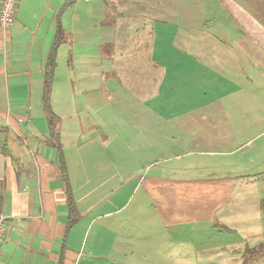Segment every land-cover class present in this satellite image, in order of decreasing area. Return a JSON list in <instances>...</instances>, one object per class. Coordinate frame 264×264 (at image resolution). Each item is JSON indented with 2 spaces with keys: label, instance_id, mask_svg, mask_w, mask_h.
<instances>
[{
  "label": "crops",
  "instance_id": "obj_1",
  "mask_svg": "<svg viewBox=\"0 0 264 264\" xmlns=\"http://www.w3.org/2000/svg\"><path fill=\"white\" fill-rule=\"evenodd\" d=\"M221 9L233 33H208L224 19L186 14L156 51L168 20L152 18L155 6L18 0L0 26V264H183L194 248L185 227L239 234L225 221L231 178L209 176L204 157L231 152L198 147L235 112L246 117L250 101L235 97L264 74V0ZM200 81L220 92L208 97ZM217 138L224 147L230 135ZM183 143L193 150L175 152Z\"/></svg>",
  "mask_w": 264,
  "mask_h": 264
},
{
  "label": "rangeland",
  "instance_id": "obj_2",
  "mask_svg": "<svg viewBox=\"0 0 264 264\" xmlns=\"http://www.w3.org/2000/svg\"><path fill=\"white\" fill-rule=\"evenodd\" d=\"M93 2H104L109 4V13L115 11L119 5L128 2L132 10H137L144 14V9L148 10L155 6V13L152 18L162 16L168 22H161L163 29H166L168 37L163 35L157 38L155 50L160 47H171L174 38L172 34H177L180 28L179 20L183 19L186 14H192L196 20L201 21L200 24L208 23L211 15L219 20L230 22L229 17L221 9L224 0H90ZM236 3L240 0H234ZM212 7L218 10L216 14H211ZM113 8V10H111ZM162 8V10H160ZM154 12V10H151ZM210 23V22H209ZM226 22L215 23L207 27L208 33L220 35H229L230 32L236 31L237 26ZM234 24L236 22H233ZM195 29L203 30L200 25L195 24ZM215 29V32L212 31ZM154 45L152 46V54L154 53ZM174 50V49H170ZM157 56V55H156ZM159 56V54H158ZM160 57V56H159ZM139 61H137L138 64ZM252 66H246L249 69ZM263 70L262 68H259ZM250 70V69H249ZM239 76V75H238ZM255 86L244 89L248 93L235 97L240 101H250L246 106L243 114L244 118L236 119L238 113H234L231 122H225L222 127H216L212 132L217 135L224 132L226 136L225 143L221 145V139L217 137L210 145L198 147L199 150L211 149L219 151V148H226L231 152L228 156L210 155L204 156L211 162L208 173L209 176L225 175L231 178V193L229 195L230 203L225 206V213H229L230 219H225L230 227L238 228L239 234H233L223 228H216L211 223L195 222L190 225L191 228L185 227L183 237H191L193 249H184L183 264H264V74L258 71ZM218 78V77H217ZM222 83V82H221ZM198 91L206 89L208 97H214L215 93L220 92L218 83L212 82L206 84L200 81ZM210 86V87H209ZM223 86V83H222ZM223 90V87H220ZM257 94L258 98L254 99L250 93ZM245 110V109H244ZM218 124V123H217ZM184 129L191 127L188 123H184ZM219 125V124H218ZM173 133V132H169ZM178 135V141H184L187 137L184 133L174 131ZM194 147L188 143L178 144L175 152L185 153L193 150ZM195 150V149H194ZM197 151V150H195ZM183 159L191 156L181 155ZM203 157V156H202ZM176 159L169 163H174ZM180 162V159L177 161ZM207 171V170H206ZM202 172L199 173L202 176ZM225 188V186H224ZM190 229V230H189ZM240 236L245 237L243 243L239 241ZM231 244V246L229 245ZM246 246L253 248L251 256H244ZM248 253V255H250ZM246 258V259H245Z\"/></svg>",
  "mask_w": 264,
  "mask_h": 264
},
{
  "label": "built area",
  "instance_id": "obj_3",
  "mask_svg": "<svg viewBox=\"0 0 264 264\" xmlns=\"http://www.w3.org/2000/svg\"><path fill=\"white\" fill-rule=\"evenodd\" d=\"M18 0H2L0 4V26L2 29L7 30L13 20L16 11ZM1 52L5 51V46L0 47ZM7 228V216L0 214V255L2 251V243L5 237Z\"/></svg>",
  "mask_w": 264,
  "mask_h": 264
},
{
  "label": "trees",
  "instance_id": "obj_4",
  "mask_svg": "<svg viewBox=\"0 0 264 264\" xmlns=\"http://www.w3.org/2000/svg\"><path fill=\"white\" fill-rule=\"evenodd\" d=\"M68 191H69V199L71 200V206H72V194H71L70 190H68ZM252 250H253V248H247L246 251H245V253H244V256H246V258H249V256H251L250 253L252 252ZM248 253L250 255H248Z\"/></svg>",
  "mask_w": 264,
  "mask_h": 264
}]
</instances>
